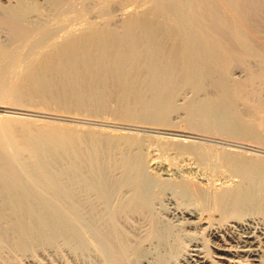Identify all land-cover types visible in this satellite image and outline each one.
<instances>
[{"label": "bare ground", "instance_id": "1", "mask_svg": "<svg viewBox=\"0 0 264 264\" xmlns=\"http://www.w3.org/2000/svg\"><path fill=\"white\" fill-rule=\"evenodd\" d=\"M1 102L122 131L0 115V264H264V0H0Z\"/></svg>", "mask_w": 264, "mask_h": 264}, {"label": "rangeland", "instance_id": "2", "mask_svg": "<svg viewBox=\"0 0 264 264\" xmlns=\"http://www.w3.org/2000/svg\"><path fill=\"white\" fill-rule=\"evenodd\" d=\"M201 98H202V95L200 96ZM197 98V97H196ZM198 98H199V96H198ZM197 98V99H198ZM181 100V99H180ZM182 102V100L181 101H179V99H178V103L179 104H182V105H179L180 106V108L184 105L183 104V102ZM5 103V104H4ZM1 102L0 103V106H3V107H0V115H13V116H17L20 120L22 119L23 121H42V122H47L48 124H54V125H58V126H61V127H69V128H80L81 130H83L84 129V131H91V132H96V133H100V134H102V133H110L111 134V132L110 131H113V133L112 134H115V133H117V132H120V128H119V121H117V120H114L113 118H112V116L111 115H109V114H107V113H105V114H101V115H94V114H90V113H88V112H82V114H80V112H78V111H76V110H73L72 112L73 113H59V112H52V114H49V113H51L50 112V110L47 112L46 110H44V112L42 113V114H40V115H38V113H35V112H23V111H19V110H14V109H7V108H4V106L5 107H8V106H10V104L9 103H7V102ZM2 104V105H1ZM179 106L177 107L178 109H176L177 111H174L172 114H171V118H170V120H171V122L173 123V124H175V126L177 125V123L179 124L180 123V121L182 120V118H184L185 117V113H187V109H185L184 108V110H183V107H182V110L179 108ZM38 110H40V111H43V109L41 108V107H39V109ZM47 113H46V112ZM54 113V114H53ZM55 113H57V114H55ZM179 114H181V115H179ZM67 115V116H66ZM77 115V116H76ZM236 117H235V116ZM234 115H232L231 114V116H232V118L234 119H238V116L237 115H239V114H234ZM181 117V118H180ZM83 120V121H81V119ZM176 118V119H175ZM103 119V120H102ZM177 120H178V122H177ZM236 121V120H235ZM238 121H239V123H240V120L238 119ZM238 121H236L237 122V124H239L238 123ZM175 122V123H174ZM236 122H234V123H236ZM241 124H239V125H236L237 127H239ZM77 128V129H78ZM104 129L106 130V132L104 131ZM181 129V128H180ZM116 130H119V131H116ZM104 131V132H103ZM109 131V132H108ZM116 131V132H115ZM122 131V130H121ZM124 131V130H123ZM141 132L142 131H140V132H138L139 134H141ZM142 134H143V132H142ZM223 138H228V139H230V140H233L232 138H230V137H225V136H222ZM235 140V139H234ZM236 141H240V140H238V139H236ZM240 142H246V141H244V140H241ZM172 223L173 224H176V222H173L172 221ZM173 228V227H172ZM175 230H176V227L174 228ZM174 229H172L173 230V232L171 231L170 232V234L172 235V236H174L175 238H179L180 236L179 235H181V237H182V240H183V238H184V240H186L187 239V237H185V236H183L181 233H179V235L177 234V231L178 230H176V232H175V230ZM177 234V235H174L175 233ZM177 236V237H176ZM178 240H180V239H178ZM63 252H64V254H63ZM62 252V255L61 256H63L64 258H62V257H60V256H56L55 257V255L51 258V260L49 259L48 261H46V259H44V257H42V258H40V259H42L41 261H42V263L41 264H101L100 263V260H99V258L98 257H96L95 258V255H91V257H83L82 258V256H72L71 254H69V253H67L66 251H63ZM51 255V254H50ZM47 258V257H46ZM56 258V259H55ZM58 258H62L61 260L60 259H58ZM66 258V259H65ZM69 258V259H68ZM80 258V259H79ZM98 258V259H97ZM64 259V260H63ZM79 259V260H78ZM89 259V260H88ZM54 260V261H53ZM68 260V261H67ZM44 261V262H43ZM53 261V262H52ZM56 261V262H55ZM62 261H64V262H62ZM47 262V263H46ZM97 262V263H96Z\"/></svg>", "mask_w": 264, "mask_h": 264}]
</instances>
